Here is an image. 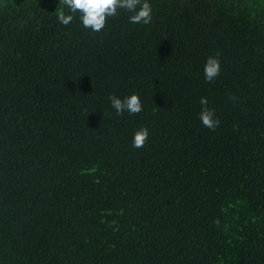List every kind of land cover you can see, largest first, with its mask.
<instances>
[{
	"label": "trees",
	"instance_id": "16d2710c",
	"mask_svg": "<svg viewBox=\"0 0 264 264\" xmlns=\"http://www.w3.org/2000/svg\"><path fill=\"white\" fill-rule=\"evenodd\" d=\"M148 2L94 32L0 0V264H264V0Z\"/></svg>",
	"mask_w": 264,
	"mask_h": 264
},
{
	"label": "clouds",
	"instance_id": "9594fccd",
	"mask_svg": "<svg viewBox=\"0 0 264 264\" xmlns=\"http://www.w3.org/2000/svg\"><path fill=\"white\" fill-rule=\"evenodd\" d=\"M70 13H81L80 19L85 28L94 32L101 31L108 17L116 16L118 9H123L130 13L129 22L134 24H150L152 21V7L148 0H62ZM73 20L72 14H66L63 9L58 12L57 21L67 26ZM206 82L213 81L220 75L221 64L218 56H209L203 67ZM111 107L116 115H123L128 112L135 115L143 110V105L138 94H132L123 99L116 95L109 96ZM200 104L203 106L199 119L204 127L215 130L220 120L214 109L207 107V97H201ZM149 137V130L146 126L136 129L133 133L132 146L142 148Z\"/></svg>",
	"mask_w": 264,
	"mask_h": 264
}]
</instances>
